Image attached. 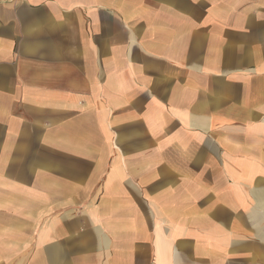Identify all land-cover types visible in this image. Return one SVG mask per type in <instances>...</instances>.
Segmentation results:
<instances>
[{"label": "crops", "instance_id": "obj_1", "mask_svg": "<svg viewBox=\"0 0 264 264\" xmlns=\"http://www.w3.org/2000/svg\"><path fill=\"white\" fill-rule=\"evenodd\" d=\"M0 264H264V0H0Z\"/></svg>", "mask_w": 264, "mask_h": 264}]
</instances>
